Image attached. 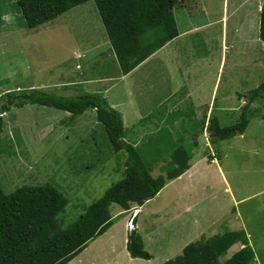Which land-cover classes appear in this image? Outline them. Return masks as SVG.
I'll return each mask as SVG.
<instances>
[{"label": "rangeland", "instance_id": "obj_1", "mask_svg": "<svg viewBox=\"0 0 264 264\" xmlns=\"http://www.w3.org/2000/svg\"><path fill=\"white\" fill-rule=\"evenodd\" d=\"M195 2L193 7L194 0H188V17L197 25L205 22L208 26L202 34L183 36L174 44L179 56L186 48V57L197 60L176 63L174 79L187 81L190 88L196 86L199 91L192 90L190 100L179 102L174 111L177 114L164 122L167 126L160 132L142 135L138 150L144 163L155 166L150 172L152 177L166 171L172 145L190 149L193 156L219 158L226 193L217 178L207 173L201 182L205 187H198L194 213L202 228L182 230L179 222H170V206H156L172 199L173 184L169 182L157 197L140 207L134 229L143 250L151 257L146 264H162L199 236L228 230L243 231L253 252L251 264H264V95L249 105L248 125L242 135L211 145L206 130L208 104L209 116L216 118L220 127L231 126L244 104L237 95L245 96L264 79L263 48L256 27L262 0ZM223 8L226 35L222 43L219 18ZM172 11L180 31L182 16L188 18L187 12L177 8ZM116 68L92 0L31 30L25 28L15 0H0V101L6 95L28 93L43 85L49 88L36 90L61 96L57 89L62 80L97 79ZM187 84L182 85L178 96L190 91ZM197 100H204L205 105L191 108L190 101L196 105L203 102ZM127 134L135 137L129 129ZM0 138L2 192L9 194L21 186L43 184L56 188L67 200L63 213L57 217L61 230L69 228L88 205L123 175V153L111 151L92 110L71 116L37 105L10 108L2 115ZM157 156L160 161L155 163ZM132 209L122 217L118 206L109 205L112 227L107 234L114 238L111 242L109 239L113 247L109 253L104 244L94 245L98 237L67 264H126L122 257V232L126 235L129 231L127 221ZM239 248L238 244L233 245L218 262H224ZM138 261L145 264L144 260Z\"/></svg>", "mask_w": 264, "mask_h": 264}, {"label": "trees", "instance_id": "obj_2", "mask_svg": "<svg viewBox=\"0 0 264 264\" xmlns=\"http://www.w3.org/2000/svg\"><path fill=\"white\" fill-rule=\"evenodd\" d=\"M87 1L90 0H15V3L25 28L31 30ZM92 1L121 75L128 74L177 36L172 9L183 0ZM257 37L264 59V0L258 13ZM261 94L264 95V79L245 96L237 95V100H243L244 104L231 126L220 127L217 119L210 117L206 126L210 143L242 135L248 125L249 105ZM24 105L49 107L71 116L93 110L111 151L123 153V175L66 230L59 228L57 217L63 213L67 200L56 188L49 184L21 186L9 194L0 188V264H67L111 226L110 204L118 206L122 215L130 208L138 209L155 197L167 181L178 178L189 168L190 149L172 145L166 171L152 177L150 172L155 166L144 163L138 148L123 141L120 115L98 95L61 97L38 90L6 95L0 101V134L2 115L10 108ZM261 118L264 119V113ZM155 150L158 154V149ZM158 156L155 163L160 161ZM136 216L133 228L126 234L125 250L130 258L147 261L151 257L143 250L134 229ZM235 244L241 248L219 263L218 259ZM252 261L253 252L244 232L228 230L201 236L162 264H251Z\"/></svg>", "mask_w": 264, "mask_h": 264}, {"label": "crops", "instance_id": "obj_3", "mask_svg": "<svg viewBox=\"0 0 264 264\" xmlns=\"http://www.w3.org/2000/svg\"><path fill=\"white\" fill-rule=\"evenodd\" d=\"M194 4L196 5L195 0L192 4L193 7H195ZM187 6L188 0H183L179 2L174 8L180 9L182 13L186 11L188 17L189 14L187 11ZM174 8L172 10H174ZM259 10L260 6L257 11L258 13ZM224 12L226 11H224L223 8L221 16L219 18L221 26L220 39L222 43L226 35V14H224ZM189 17L185 18V16H182V30L178 31L176 29L177 36L174 39L170 40L160 49L151 54L128 74L121 75L115 61L117 68L114 69L110 75H102L101 77H97V79L82 78V80H80L78 77H76L73 80H62V82L60 83V87L57 89V92L59 93V95L64 97H77L84 94L100 96L105 100L108 107L115 110L120 115L122 122L123 141L134 146L135 148H138L141 145L140 140H142V135L152 133L153 131L160 132L159 129H161L164 125V127L167 126L166 124H164V122H166L169 117H172L173 114H177L174 113V111L178 110L177 108L179 107V102H185V99L190 100L192 90H194V92L199 91L196 86L195 89L190 88V85L187 84V81L183 80L182 82H177L176 79H174L175 70H178L177 65H175L176 63H180L181 60L185 63H187L188 61H190V63L197 61L193 58L186 57L189 54V52L186 54V48L183 50L184 56H179V49L174 44L183 36L190 37L202 34L203 30L208 26V24L205 22L199 23V25H197L192 20H190ZM256 27H258V23L256 24ZM112 57L114 58L113 52ZM202 63L198 65L200 67H203ZM146 68H149L148 72L145 71ZM164 80H166V82ZM185 84H187V90L190 91H186L183 96H178L180 90L183 89L182 85ZM201 87L202 86L200 84V88ZM45 88L49 87L45 85H43V87H36V89ZM152 88L153 91L150 92ZM202 101L197 100V102H202L197 105L193 103V101H190L191 108H202L205 105V101ZM209 112L210 106L208 104L206 108V121H208V119L210 118ZM127 129H129L130 135H132V133H135V137L129 136L127 134ZM210 144L213 145L212 143ZM193 157L194 162L192 163ZM219 161L220 159L216 157H212V159H209L208 156L201 157L199 155H191L188 161L189 168L178 178L167 181L165 183V185L169 182L173 184L172 199L167 204H157L156 206L158 208L162 206L167 208L168 206H170L172 211V216L170 218L171 223L179 222L182 230L202 228L197 223L194 213L198 187L201 185V182H203L202 180L204 179L205 175L207 173L213 174L214 177H216L220 182V188L223 187L221 188V190L223 189V192L226 193L224 170L222 169L221 164H219ZM202 185L203 187H205L204 184ZM155 197H157V195ZM144 204L145 202L143 203V205ZM139 209L140 207L138 208V210ZM125 215V213H123L122 215L121 211L120 216L123 217ZM118 220L121 221L123 220V218H119ZM210 226H212V224ZM110 227L106 230V232L102 234L106 236L105 238H103L101 235L99 236V238L97 237L98 240L94 242V245L99 244L101 245V247L102 244H104L108 253L111 249H113V247L109 244V239L110 242L114 239L113 237L111 238L110 233L107 234ZM122 235L123 260L126 264H141V262L138 261L140 259H132L129 257L128 253L125 250L126 235L124 231L122 232ZM199 235L201 234H198V236ZM201 236H199L198 238H200ZM198 238H196L195 240H197ZM94 240H92L90 243H93ZM88 264L91 263L88 262Z\"/></svg>", "mask_w": 264, "mask_h": 264}, {"label": "water", "instance_id": "obj_4", "mask_svg": "<svg viewBox=\"0 0 264 264\" xmlns=\"http://www.w3.org/2000/svg\"><path fill=\"white\" fill-rule=\"evenodd\" d=\"M137 213H138V209H136V208L132 209L131 216L127 221L128 230H131L133 228L132 221H133L134 217L137 215Z\"/></svg>", "mask_w": 264, "mask_h": 264}]
</instances>
